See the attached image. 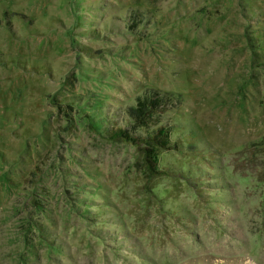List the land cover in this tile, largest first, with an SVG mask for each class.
I'll return each instance as SVG.
<instances>
[{"label":"rangeland","instance_id":"rangeland-1","mask_svg":"<svg viewBox=\"0 0 264 264\" xmlns=\"http://www.w3.org/2000/svg\"><path fill=\"white\" fill-rule=\"evenodd\" d=\"M0 264H264V0H0Z\"/></svg>","mask_w":264,"mask_h":264},{"label":"trees","instance_id":"trees-1","mask_svg":"<svg viewBox=\"0 0 264 264\" xmlns=\"http://www.w3.org/2000/svg\"><path fill=\"white\" fill-rule=\"evenodd\" d=\"M170 103L169 97L151 90L136 99V106L128 110V116L136 128H148L158 124L159 117ZM104 137L112 142H122L133 146L141 157L146 172L151 176L162 174L160 171L159 153L171 149L170 132L166 127L158 126L144 136L133 135L123 128L109 126Z\"/></svg>","mask_w":264,"mask_h":264}]
</instances>
